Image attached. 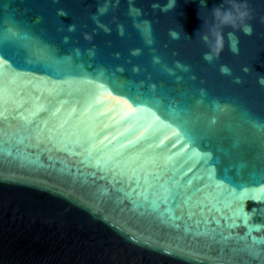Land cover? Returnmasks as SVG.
Segmentation results:
<instances>
[{
  "label": "water",
  "instance_id": "1",
  "mask_svg": "<svg viewBox=\"0 0 264 264\" xmlns=\"http://www.w3.org/2000/svg\"><path fill=\"white\" fill-rule=\"evenodd\" d=\"M222 2L0 0V24L11 16L59 55L73 56L87 78L97 72L114 76L127 96L152 90L157 98L164 95L177 106L187 107L201 122L215 119L211 139L202 147L211 150L213 159L220 157L221 163L213 165L217 177L227 168L234 184L256 187L251 177L259 182L264 176V86L259 82L264 77V0H243L250 11L251 35L231 27L216 29L219 50L207 62L202 36L213 30L211 10ZM102 8L106 11L101 12ZM229 32L237 40L236 53L231 50ZM221 67L229 68L230 74H223ZM17 71L28 72L26 79L7 87L29 95L39 94V89L44 100L49 98L45 91L49 81L54 82L68 93L63 96L68 101L65 109L83 111L79 119L94 123L92 117L98 113L88 111L91 85L80 78L63 84L47 71ZM99 99L105 105L101 111L107 112L120 96L109 89ZM98 118L105 125L115 123L110 116ZM0 130L2 135L17 129L0 119ZM96 131L107 134L108 130L97 126ZM25 145H19L21 153L38 160L37 164L21 167L15 155L0 154V264H264V254L253 260L243 251L235 237L244 236L247 226L237 219V226L229 228L231 211L223 203L209 198L205 203L211 211L207 206L189 205L174 213L179 219L169 218L146 206L137 207L144 203L141 189L134 180L109 171L112 165L96 167L95 161L57 151L46 141H26ZM180 148L178 144L171 152ZM202 171L195 165L184 178L203 187L195 179ZM8 176L13 179H4ZM208 191L227 196L213 188L200 193V198ZM243 209L250 224L258 223L264 203L246 199ZM187 211L195 216L189 219ZM194 221H201L199 227ZM212 230L232 238L213 239L207 234ZM252 234L264 238V228Z\"/></svg>",
  "mask_w": 264,
  "mask_h": 264
},
{
  "label": "snow or ice",
  "instance_id": "2",
  "mask_svg": "<svg viewBox=\"0 0 264 264\" xmlns=\"http://www.w3.org/2000/svg\"><path fill=\"white\" fill-rule=\"evenodd\" d=\"M105 11L106 9H101V12ZM60 15L63 16V13ZM147 34L145 30V35ZM78 55V52L74 53V56ZM17 69L47 71L63 84L71 85L74 81L70 78H80L82 82L91 85L89 96L92 103L88 111L98 113V116L92 117L94 123L88 124L79 119L83 116V111L78 112L75 108L65 109L64 105L68 101L64 100L63 96L68 93L54 82L49 81L50 87L45 89L49 98L44 100L41 99L44 92L39 89V94L29 95L20 94L7 87L11 83L26 79L28 72ZM90 75L91 78H87L88 74L83 72L82 66L73 56L59 55L55 47L31 35L25 26L7 16L4 23L0 24V119L17 130L0 135V154L6 157L15 155L21 167L34 165L38 160H32L22 154L19 145H25L26 141H46L55 146L57 151L80 154L86 161H95L96 167L108 168L112 165L109 171H115L117 176L126 177L129 181L134 180L137 188L141 189L139 195L144 203L136 204L137 207L146 206L161 215L168 214L169 218L179 219L174 213L177 210H187L189 205L192 208L207 206L211 211L205 203L209 198L223 203L231 211L228 219L233 223L228 225L229 228L237 226V219L247 226V233L244 236H236L235 239L243 244V251L250 258L258 260L261 254H264V238H257L252 233L264 228V213L261 214L260 222L250 224L249 216L243 209V202L251 199L264 203V176L259 182L255 176L251 177L253 185L258 183L256 187L234 184L232 177L227 174V168L217 177L213 165L221 163L220 157L213 159L211 150L202 147L205 140L211 139L216 120L201 122L198 117L193 118L187 107L177 106L164 95L157 98L152 90L127 96L122 91L120 82L112 75L105 76L103 72ZM109 89L117 93L120 100L104 112L101 109L105 105L99 97L102 93H108ZM7 104L12 107H7ZM121 105L125 110L121 111ZM217 109L220 110L219 106ZM99 116H110L115 123L102 124ZM97 126L108 130L107 134L96 131ZM120 128L123 130H119ZM178 144L181 148L172 153L171 149L176 148ZM219 151L222 152L223 149ZM160 160L164 161L163 165L159 163ZM195 165L202 167V174L195 179L202 182L203 187L194 184L192 178H184ZM153 168L156 170L153 171ZM213 188L227 192V196L208 191L207 196L200 198V193ZM237 188L240 191H237ZM176 200L179 203L173 208V201ZM214 207L215 204L212 205V208ZM186 214L189 219L195 216L193 211H187ZM215 222L219 224V220ZM194 223L199 227L201 221ZM207 234L213 239L219 237L221 241L232 238L215 230Z\"/></svg>",
  "mask_w": 264,
  "mask_h": 264
},
{
  "label": "clouds",
  "instance_id": "3",
  "mask_svg": "<svg viewBox=\"0 0 264 264\" xmlns=\"http://www.w3.org/2000/svg\"><path fill=\"white\" fill-rule=\"evenodd\" d=\"M212 16L214 18L213 30L210 33H206L202 36L208 51L204 54V60L207 62H212L219 50V31L216 29H222L224 27H231L234 30H239L245 35L252 34V27L248 23L250 18V11L247 8L246 3L243 0H223L222 4L218 7H214L211 10ZM171 35L176 38L177 34L175 32ZM229 39L232 41L231 50L236 53L238 52L237 40L235 38L234 32H229ZM215 36L217 39L213 40L210 37ZM221 72L223 74H230V69L227 67H221ZM247 71V69H245ZM260 84L264 86V77L260 79ZM239 83V80H237Z\"/></svg>",
  "mask_w": 264,
  "mask_h": 264
}]
</instances>
